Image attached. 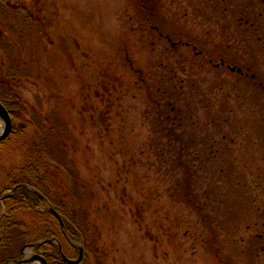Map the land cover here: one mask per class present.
<instances>
[{
	"label": "rangeland",
	"instance_id": "obj_1",
	"mask_svg": "<svg viewBox=\"0 0 264 264\" xmlns=\"http://www.w3.org/2000/svg\"><path fill=\"white\" fill-rule=\"evenodd\" d=\"M262 1L42 0L47 48L24 53L29 76L17 91L48 117L57 104L73 152L84 150L73 186L84 195L90 182L102 197L88 196L100 264H264V89L220 62L250 68L264 84V25L245 24ZM150 16L178 39H154ZM185 36L195 52L178 46ZM0 67H9L2 51ZM133 67L147 87L134 85ZM26 120L1 163L20 166L30 145L42 151Z\"/></svg>",
	"mask_w": 264,
	"mask_h": 264
},
{
	"label": "trees",
	"instance_id": "obj_2",
	"mask_svg": "<svg viewBox=\"0 0 264 264\" xmlns=\"http://www.w3.org/2000/svg\"><path fill=\"white\" fill-rule=\"evenodd\" d=\"M146 6L145 3L143 10L151 15V10H148ZM261 7L257 15H255L256 12L248 13L250 20L245 21L251 30L255 29V32L263 30L257 26L264 25V14L262 13L264 0ZM49 19L42 8V0H0V51L9 60V67L6 71L0 67V103L10 113L14 124L10 136L0 142V150L8 139H13L22 133L20 127L27 123L24 122L27 121L26 117L32 119L31 124L39 134L42 148V151H39V148L30 145L29 148L32 150L21 152L20 166L5 165L0 162V264H12L23 259L25 256L23 251L26 249H31L34 254L45 258L48 264H68L65 258L77 260L79 248H83V260L79 264H100L98 244L95 239L97 235L91 234L88 226L94 213L92 198L88 196L94 194L95 200H101L102 197L96 190H93L96 185L91 187L93 184L89 182L88 190L85 192L89 200L87 202L85 194L82 195L73 186L77 181V175L81 176L79 167L83 161L81 152L84 150L75 149L73 152L71 139L67 138L68 119L64 121L65 118L61 116L57 104V107L53 109L52 122V117L45 116L42 109L32 108L17 91L20 84L19 78L26 74L23 71V63L25 64L23 60L26 59L24 53L28 51L29 55H34L42 49V43L47 48L45 42H47L51 27ZM153 19L152 16L147 17L148 23L152 25L150 33L154 39L158 37L159 40L168 42L169 39L172 41L178 39L179 35L176 33H164L165 28H161L156 23L152 24ZM243 21L242 17L240 22ZM263 37L264 35H259L258 39L261 40ZM9 41H13L14 44H10ZM153 42L156 43L155 40ZM177 42L179 47L198 48V43L193 42L188 36H185V40L180 39ZM184 42L186 45L182 44ZM17 55L20 59L15 61ZM206 57L214 63L211 56L208 57L206 54ZM129 59V54H126L127 63L130 62ZM220 62L222 66L226 65L225 70L238 72L246 78L251 77L252 82L255 80L254 85L264 88V84L256 83V74L251 73L250 68L246 70L237 67L238 65H232L230 61V64H227L223 57ZM131 69L135 76L134 85L147 87L144 73L135 67ZM55 99H58V94L55 95ZM104 123L106 127L103 130L107 134L106 116H104ZM157 126L162 127L164 131L169 129L168 122L157 124ZM63 128L66 133L65 138L59 133V129ZM78 155L80 158H77ZM83 163L85 164L84 161ZM93 169L99 170L97 166ZM62 170H66L73 181L72 190L68 188L67 183L64 184V177L58 174L59 171L65 172ZM186 187L191 189L189 185ZM188 195L190 196L191 193ZM192 201L196 204L194 200ZM21 212L30 213L31 219L29 221L19 220L18 215ZM114 219L111 216V222Z\"/></svg>",
	"mask_w": 264,
	"mask_h": 264
},
{
	"label": "water",
	"instance_id": "obj_3",
	"mask_svg": "<svg viewBox=\"0 0 264 264\" xmlns=\"http://www.w3.org/2000/svg\"><path fill=\"white\" fill-rule=\"evenodd\" d=\"M0 121L3 124V129L2 131H0V142H3L11 134L13 129V123L9 112L1 103H0ZM82 259H83V249L81 248H80V255L77 261H71L65 258L68 264H79L82 261ZM33 263L48 264L47 261L39 255H34L30 259H26L18 262V264H33Z\"/></svg>",
	"mask_w": 264,
	"mask_h": 264
},
{
	"label": "flooded vegetation",
	"instance_id": "obj_4",
	"mask_svg": "<svg viewBox=\"0 0 264 264\" xmlns=\"http://www.w3.org/2000/svg\"><path fill=\"white\" fill-rule=\"evenodd\" d=\"M182 44L186 45V43H182ZM182 44H181V45H182ZM173 45H176V44H173ZM187 46H189V45L187 44ZM192 49H193L194 52L197 50L196 47H193ZM198 55H202V52H198ZM232 70H233V69H232ZM262 88H263V87H262ZM263 89H264V88H263Z\"/></svg>",
	"mask_w": 264,
	"mask_h": 264
}]
</instances>
